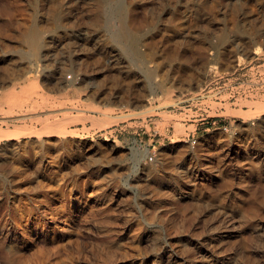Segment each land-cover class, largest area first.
<instances>
[{"label": "rangeland", "instance_id": "1", "mask_svg": "<svg viewBox=\"0 0 264 264\" xmlns=\"http://www.w3.org/2000/svg\"><path fill=\"white\" fill-rule=\"evenodd\" d=\"M108 1L0 0V132L68 131L0 137V264H264V0Z\"/></svg>", "mask_w": 264, "mask_h": 264}, {"label": "bare ground", "instance_id": "2", "mask_svg": "<svg viewBox=\"0 0 264 264\" xmlns=\"http://www.w3.org/2000/svg\"><path fill=\"white\" fill-rule=\"evenodd\" d=\"M103 1H105V0H95V2H94V4L93 5H95V7L96 8H98V9H102V4H103ZM127 1V0H126ZM129 1V0H128ZM108 2H111V0L110 1H108ZM108 2H106V3H108ZM123 2V1H122ZM130 2V1H129ZM105 3V4H106ZM126 3V2H125ZM125 3L124 4H119V2L117 1V2H115V0H114V3L112 4L113 5V7H112V5H111V7H109V8H112L111 10H110V12H111V16L113 17H116V19L117 20H119L120 22L119 23H121V26L119 27V30L116 32V34H115V37H116V40H118L119 42H121L122 43V46H121V44L119 45V46H121V49L120 50H122L124 53V55L126 56V53H131V51H134V48H136V47H133V44L134 45H136V44H138V42L135 44L134 43V35H132L130 32H132V31H130L129 29H130V26L132 25H130L129 27H128V24L127 23H129L130 21L129 20H127V18H128V10H127V7L125 6ZM107 5V4H106ZM109 5V4H108ZM107 5V6H108ZM110 6V5H109ZM126 7V8H125ZM129 7V6H128ZM131 7V6H130ZM108 8V7H107ZM57 8H55V10H56ZM103 9H105V8H103ZM128 9H130V8H128ZM131 11V10H130ZM58 12V11H57ZM61 12V11H60ZM62 13V12H61ZM52 14V13H51ZM59 14V13H58ZM57 14V15H58ZM110 14V13H109ZM56 15V16H57ZM60 16H62V15H60ZM110 16V15H109ZM110 16V17H111ZM108 18V17H107ZM130 18V17H129ZM112 19V18H111ZM107 21V20H106ZM129 21V22H128ZM115 23V22H114ZM113 23V25L115 26V24ZM111 24V23H110ZM130 24V23H129ZM113 25H111L112 27H113ZM120 25V24H119ZM113 29V28H112ZM116 29H117V26H116ZM130 31V32H129ZM226 35V34H225ZM256 35V34H255ZM257 36V35H256ZM114 36H113V38H115ZM228 37V36H227ZM133 38V39H132ZM222 38V37H221ZM221 38H220V40H221ZM232 38V37H231ZM254 38V37H253ZM137 39V38H136ZM135 39V40H136ZM225 39H227L226 37H225ZM116 40H114V41H116ZM132 40H133V44H132ZM220 40H219V42H220ZM27 41H28V43H29V46H30V50L28 51V52H26L27 54H25L26 56H27V68H28V70H34L35 69V64H36V62H35V60L34 59H37L36 57L38 56V50H39V48H40V46L42 45V36H41V31L38 29V27L37 26H34L29 32H28V36H27ZM118 42V43H119ZM224 42V41H223ZM255 42V41H254ZM221 43V42H220ZM252 43V38H251V36L250 37H244V38H242V39H237V38H233L231 41H229V43L227 44V42H226V45H224L223 43V45H224V48H223V54L225 55V57H227V58H229V57H231L233 54H235V52H236V50H238L239 49V51H240V48H244V47H246V46H248L249 44H251ZM223 45H221L220 47H222ZM252 45V44H251ZM219 46V45H218ZM137 47H138V45H137ZM220 47H218V48H220ZM249 47V46H248ZM247 47V48H248ZM246 48V49H247ZM139 52V55H141L140 53V50L138 51ZM149 53H150V51H149ZM152 53V52H151ZM237 53V52H236ZM122 54V53H121ZM127 55V56H130V55ZM219 54V53H218ZM221 54H222V52H221ZM120 55V54H119ZM132 55H133V53H132ZM135 55V54H134ZM137 56H139L138 54H136ZM135 55V56H136ZM145 55V54H144ZM25 56V57H26ZM136 56V57H137ZM146 56V55H145ZM205 55H204V52L202 51V50H200L199 52H198V57H199V59L201 60V59H204V58H206V57H204ZM206 56H207V53H206ZM219 56V55H218ZM136 57H135V59H136ZM141 58H143L144 59V57L143 56H141ZM141 58H139L140 60H141ZM146 58V57H145ZM142 59V60H143ZM138 60V59H137ZM144 61H147V60H145L144 59ZM144 61H143V63H142V61L141 62H139V63H142V65L144 64ZM225 61V60H224ZM202 62V61H201ZM146 63V62H145ZM197 63V62H196ZM149 71V70H148ZM147 71V72H148ZM146 72V73H147ZM148 74V73H147ZM150 74V73H149ZM151 75V74H150ZM188 75V74H187ZM46 77H49V76H51V74L49 75V74H46L45 75ZM53 76V75H52ZM194 78H195V75L194 74H191V76H189L187 79H186V84H187V86L188 87H190V86H192V84H194L193 83V80H194ZM53 79H54V77H53ZM180 80V79H179ZM56 81H58V80H56ZM184 82V81H183ZM161 87H163L164 88V86H162L161 85ZM162 88V89H163ZM165 89H166V87H165ZM164 90V89H163ZM167 90V89H166ZM168 91H169V89H168ZM167 92V91H166ZM253 104L255 105V107H256V111H260V112H258V114H263L264 115V102L263 101H254L253 102ZM244 112H248V111H244ZM240 113H243V111L242 110H237V114H240ZM243 114H245V113H243ZM59 120H54V121H49V122H47L45 125H44V129H24V130H18V131H13V132H6V133H2V132H0V137L2 136H4V137H7L8 139H12V140H17L20 136H22V135H24V136H28V137H34L35 139L32 141V143L33 144H36L38 147H40L41 149H46V147L50 144V143H52V137H54V136H57L56 134L57 133H61V134H64V135H66V134H68V131L67 130H62V129H59ZM243 130H245V133L246 134H250L249 132V129H244V128H242V131ZM73 132H75V131H73ZM75 134V133H74ZM74 134L72 133V131H71V133H69V135L70 136H74ZM75 135H77V134H75ZM20 146V145H19ZM230 149V148H229ZM12 151H11V153H12V155H14V156H16L17 158H19V159H23V158H25V159H28L29 158V153H30V150H29V148H28V146L27 145H25V144H23L22 146H20V147H15V148H13V149H11ZM7 154V153H6ZM225 154H228L227 153V151L225 152ZM224 154V155H225ZM227 156V155H226ZM42 163V162H41ZM44 164H42L40 167H46V165H44ZM22 217V216H21ZM27 230V229H26Z\"/></svg>", "mask_w": 264, "mask_h": 264}]
</instances>
